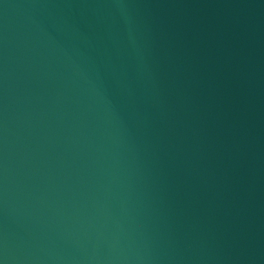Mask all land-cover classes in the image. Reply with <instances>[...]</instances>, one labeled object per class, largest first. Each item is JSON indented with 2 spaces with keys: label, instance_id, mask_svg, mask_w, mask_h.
Wrapping results in <instances>:
<instances>
[{
  "label": "water",
  "instance_id": "1",
  "mask_svg": "<svg viewBox=\"0 0 264 264\" xmlns=\"http://www.w3.org/2000/svg\"><path fill=\"white\" fill-rule=\"evenodd\" d=\"M0 264H264V0H0Z\"/></svg>",
  "mask_w": 264,
  "mask_h": 264
}]
</instances>
